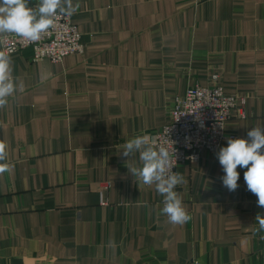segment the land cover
Returning a JSON list of instances; mask_svg holds the SVG:
<instances>
[{"label":"crops","instance_id":"1","mask_svg":"<svg viewBox=\"0 0 264 264\" xmlns=\"http://www.w3.org/2000/svg\"><path fill=\"white\" fill-rule=\"evenodd\" d=\"M73 2L83 55L54 64L33 61L30 48L11 54L22 87L0 108L10 166L0 174V264H264V208L246 169L229 192L216 155L180 165L175 191L190 219L172 225L155 186L128 173L139 154L120 155L136 136L151 142L176 98L214 75L246 99L227 138L264 127V0Z\"/></svg>","mask_w":264,"mask_h":264},{"label":"clouds","instance_id":"2","mask_svg":"<svg viewBox=\"0 0 264 264\" xmlns=\"http://www.w3.org/2000/svg\"><path fill=\"white\" fill-rule=\"evenodd\" d=\"M80 7L73 0H39L35 7L29 6V0H0V37L15 34L30 41H38L41 35L49 30L57 16L70 17ZM13 61L10 52L0 51V108L8 103V98L22 87L12 75ZM147 136H136L128 140L122 147L120 155L128 161L139 154L141 166L127 167L128 173L138 178L144 185L155 186L163 197L161 213L172 225H183L190 219L183 205L182 197L176 187L184 182L183 176L173 171V159L176 153L164 146H155ZM6 144L0 142V174L10 171L5 163L7 159ZM224 175L220 178L223 186L234 192L239 187L240 173L244 171L247 189L257 197V206L264 208V127H253L247 131V138L226 139L215 153ZM256 221L258 231H264V214L258 213Z\"/></svg>","mask_w":264,"mask_h":264},{"label":"built area","instance_id":"3","mask_svg":"<svg viewBox=\"0 0 264 264\" xmlns=\"http://www.w3.org/2000/svg\"><path fill=\"white\" fill-rule=\"evenodd\" d=\"M33 1L39 3V0ZM0 42L6 53L30 48L33 61L48 59L54 64L62 63L71 55L85 53L81 31L71 16H57L53 26L38 41L7 34ZM211 80V85L196 83L183 96L177 97L171 123L153 137L155 146H164L170 153H176L173 171L178 172L182 164L198 161L204 151L215 155L227 138L226 123L233 118L234 112L239 119L247 117L246 99L228 95L220 84L219 75H214ZM192 264L203 263L195 260Z\"/></svg>","mask_w":264,"mask_h":264}]
</instances>
